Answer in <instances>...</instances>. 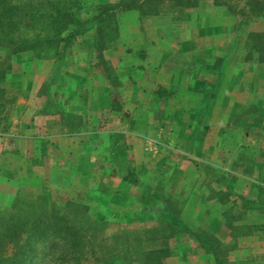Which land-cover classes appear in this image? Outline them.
<instances>
[{"label": "rangeland", "instance_id": "1", "mask_svg": "<svg viewBox=\"0 0 264 264\" xmlns=\"http://www.w3.org/2000/svg\"><path fill=\"white\" fill-rule=\"evenodd\" d=\"M247 2L200 0L195 9L185 10L171 9L167 2H163L157 19L160 24L167 25L168 35L176 40L181 32H185L186 42L193 40L201 49L204 62L209 63L201 65L196 71L197 81L190 84L195 89L191 88L190 93L185 90V97L180 103L182 107L176 110L178 104H175L169 108L171 112L176 110L174 119L160 120L162 129L160 125L151 128L147 124L146 127L139 120L140 128L146 129L157 142L141 144L139 141L137 146H124L133 140L124 133L117 137L116 146H108V153L100 152L99 146L93 145L63 146L66 149L52 146L49 154L53 155L54 160L43 157L48 150H32L31 153L37 155L34 158L36 163L44 166V179L36 187L18 184L15 179L0 186V209L8 206L2 199L8 191L18 188L23 195L35 196L45 187L57 202L67 199L86 202L90 214L105 221L103 233L108 235L123 228L143 230L160 225L161 207L155 197L157 191L162 196H170L192 229L205 228L218 237L228 249L225 264H264V216L253 212L240 221H234V226L250 225L249 235L238 233L234 236L220 214L224 206L212 199V194L214 196L217 190L227 192L231 189L232 195L227 203L230 208L225 211L229 217L236 215L245 204L241 195H255L253 181L257 182L259 178L250 166L241 171L234 159L253 163L257 159L264 160V62H259L255 57L246 59L244 47L249 31H264V19L251 15ZM95 11L96 2L86 0L79 14L85 18ZM129 11V14H136L134 10ZM140 16L148 19L152 15L144 13ZM23 56L24 60H28L27 68L32 69L34 58ZM95 67L102 71L97 64ZM62 77V71L52 70L39 92L52 96L53 102L58 104L54 98L64 96V92L62 94L58 90L59 87L63 90L65 84ZM115 78L118 85L112 87L117 105L119 99L123 101L129 89L119 83L117 76ZM154 90L159 95L154 98L161 106L173 97V93L169 94L162 87ZM6 96L1 129L12 131L7 121L12 125V120L18 118L29 100L17 88L9 87ZM179 96L177 93L176 98ZM52 104L47 106L54 109ZM151 104L152 98L148 96L145 102L133 104L123 101L122 105L127 111L146 116V112L152 111ZM155 117L156 114L149 118L157 123ZM197 121L201 125L196 131L194 125ZM180 122L185 128V135H177L173 131L174 135L169 137V129ZM134 127L132 120H124L120 129L125 131ZM17 128L20 129V126ZM84 138L94 144L100 140L96 136ZM118 143L122 146H118ZM25 147L26 151L32 148ZM31 153L30 156L33 155ZM231 171L248 175L254 180L246 183L245 187L244 183H237L231 188L227 178ZM124 176L127 181L122 179ZM134 179L137 183H130ZM102 183L105 186H101ZM191 194L194 196L193 205L188 204ZM222 199L225 200L224 195ZM167 242L171 255L166 259V264H214L190 234L179 233Z\"/></svg>", "mask_w": 264, "mask_h": 264}, {"label": "trees", "instance_id": "2", "mask_svg": "<svg viewBox=\"0 0 264 264\" xmlns=\"http://www.w3.org/2000/svg\"><path fill=\"white\" fill-rule=\"evenodd\" d=\"M90 1L96 2V11L83 18L79 12L86 0H0V120L4 119L2 111L7 103V88L2 84L17 54L55 59L58 66H63L72 44L93 29L96 64L112 85L117 86L103 52L118 38V12L136 10L140 15H158L163 2L171 9L185 10L195 9L200 0ZM247 6L251 15L264 19V0H248ZM244 47L246 59L255 57L264 62V31H249ZM46 96V104L53 103V112L75 122ZM122 179L127 181L126 176ZM253 186L257 197L241 195L245 207L230 217L225 210L230 208L227 203L232 190H217L212 194V199L224 206L220 214L234 236L250 234V225L234 226V221L253 212L264 216V187L259 182ZM155 197L161 207L160 225L143 230L123 228L106 235L105 221L93 217L86 202L75 199L57 202L45 187L35 196L17 191L8 206L0 209V264H166L171 255L167 241L179 233L190 234L214 264H225L228 249L213 232L200 227L192 229L170 196L156 191Z\"/></svg>", "mask_w": 264, "mask_h": 264}, {"label": "crops", "instance_id": "3", "mask_svg": "<svg viewBox=\"0 0 264 264\" xmlns=\"http://www.w3.org/2000/svg\"><path fill=\"white\" fill-rule=\"evenodd\" d=\"M110 1L116 2L118 0ZM134 11L136 12L135 15L129 14L127 11L118 12V38L116 42L104 50L103 54L108 64H111L113 75L118 77L117 79L123 87L129 89L124 95L123 101L133 104L135 102L140 103L145 102L147 97L151 96L150 108L152 111L146 112V116L145 114L142 116L138 112L132 113L125 110L124 105H122L123 101L120 99L117 102L119 104L116 105V101H114L115 89L112 87V83L103 71L95 67L96 59L92 51L95 34L93 29L79 36L72 44L63 66H58L55 59L34 58L32 59V69H30L27 68L28 65L26 64L28 60L23 58V55H27L25 53L17 54L12 63L11 71L2 86L7 89L9 87L20 89L29 101H27L26 107L18 118L12 120V125L9 120L7 121V126L10 124L12 131H3L1 122L4 119L0 120L1 187L14 179L18 184L40 186L44 179V166L41 163H36L37 155L31 153L32 150L34 152L42 151V149L48 150L46 153L48 156L43 155V157L54 160L53 155L49 154L52 146L93 145L99 146L100 152L108 153V146H116L117 137L124 133L133 139L132 142L124 146H137L139 141L141 144L157 142L151 137V134L146 132V129L140 128L139 120L140 122L143 121L146 127L147 124H150L151 128L160 125L162 129L163 123L160 120L163 118V120L174 119L175 111L182 107L180 103L185 97L183 95L185 90L190 93L195 89L194 85L190 84L197 81L196 71L201 65L209 62H204L201 49L196 46L193 40L186 42L185 32H181L180 38L174 40L166 31L168 30L167 25L159 23L157 15L143 19L138 11ZM52 70L54 72L62 71V75L64 73L62 78L65 83L63 90L56 85L62 94L64 92V96H58L54 99L58 101L62 112L73 118L75 122L64 120L58 112H53L50 107L46 106L48 96L39 92L40 88L47 83V77ZM88 73L90 74L88 75ZM160 87L167 89L169 94L173 93L171 95L173 97L164 102L163 106L157 104L155 99L159 95L155 93L154 89ZM177 93L180 95L179 98H176ZM112 104L114 109H112ZM175 104H178L176 105L178 108L171 112L169 108H173ZM161 107L164 108L160 111ZM191 111L195 112L194 109ZM155 114L157 123L149 118ZM151 119L153 118L151 117ZM124 120H130V122L132 120L135 127L125 131L120 129ZM98 124L99 126H97ZM200 125L201 122L197 121L194 130L197 131ZM18 126L20 129L17 128ZM181 126V122L177 123L174 128L169 129L167 135L171 137L174 132L177 135H185V128ZM95 136L100 137L98 144L91 141L90 144L84 138ZM24 146H32V148L26 151ZM118 146H122V144L118 143ZM63 148L66 149V147ZM30 153L33 155L30 156ZM234 160L243 172L245 171L244 167L250 166L252 171L257 174L256 177L259 178L257 182L264 184V160L257 159L255 163L243 159ZM227 178L231 188H234L237 183H244L245 187L246 183L254 180L248 175L233 171ZM103 180L106 181L105 178ZM102 185L105 186L103 183ZM17 191L18 188L16 191H8L6 196L2 197L5 204L9 203ZM243 196L256 198L257 192L255 195L243 194ZM193 203L194 196L191 194L188 204L193 205ZM244 207L245 204L241 209Z\"/></svg>", "mask_w": 264, "mask_h": 264}]
</instances>
